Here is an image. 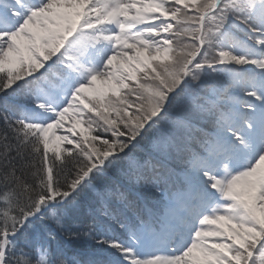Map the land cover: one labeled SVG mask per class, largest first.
Returning <instances> with one entry per match:
<instances>
[{"label":"snow or ice","instance_id":"obj_1","mask_svg":"<svg viewBox=\"0 0 264 264\" xmlns=\"http://www.w3.org/2000/svg\"><path fill=\"white\" fill-rule=\"evenodd\" d=\"M0 264H264V0H0Z\"/></svg>","mask_w":264,"mask_h":264},{"label":"rangeland","instance_id":"obj_2","mask_svg":"<svg viewBox=\"0 0 264 264\" xmlns=\"http://www.w3.org/2000/svg\"><path fill=\"white\" fill-rule=\"evenodd\" d=\"M98 87L101 88V89L103 88V86L99 85V84H98ZM68 127H71V120L66 118V126L64 128H62V129H54L53 130L55 135L52 136V139L50 141V148H55L58 145H59L60 148L66 147V145L63 142L59 141L56 137L59 136V135H64V134L70 135V133H67V128ZM76 130H77V135L79 137L80 133L83 131V128L80 125H77ZM91 134L92 133H88L86 131L84 132V135L88 136L89 139H90ZM50 135H51V133H50ZM96 143L99 144V141H96Z\"/></svg>","mask_w":264,"mask_h":264},{"label":"trees","instance_id":"obj_3","mask_svg":"<svg viewBox=\"0 0 264 264\" xmlns=\"http://www.w3.org/2000/svg\"><path fill=\"white\" fill-rule=\"evenodd\" d=\"M95 133L93 132L91 135H94ZM51 154V153H50ZM91 203V198L90 197H85L84 198V203H83V211L87 213L89 211L88 205ZM70 248L75 250V253L78 255H83L87 256L91 252V245L90 242L87 241L86 239H81L73 244L69 245Z\"/></svg>","mask_w":264,"mask_h":264}]
</instances>
